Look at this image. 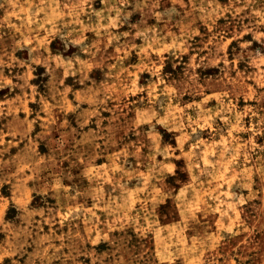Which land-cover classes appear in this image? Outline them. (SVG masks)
Instances as JSON below:
<instances>
[{
	"label": "rangeland",
	"instance_id": "rangeland-1",
	"mask_svg": "<svg viewBox=\"0 0 264 264\" xmlns=\"http://www.w3.org/2000/svg\"><path fill=\"white\" fill-rule=\"evenodd\" d=\"M0 264H264V0H0Z\"/></svg>",
	"mask_w": 264,
	"mask_h": 264
}]
</instances>
